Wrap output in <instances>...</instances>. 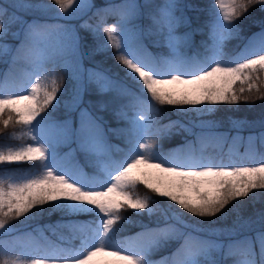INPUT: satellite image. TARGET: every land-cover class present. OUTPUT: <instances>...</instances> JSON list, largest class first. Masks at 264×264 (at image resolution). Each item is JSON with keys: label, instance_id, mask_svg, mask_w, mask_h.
I'll return each mask as SVG.
<instances>
[{"label": "snow or ice", "instance_id": "obj_1", "mask_svg": "<svg viewBox=\"0 0 264 264\" xmlns=\"http://www.w3.org/2000/svg\"><path fill=\"white\" fill-rule=\"evenodd\" d=\"M53 7L58 19H70L86 14L95 5L91 0H13L8 8H0V50L11 53L15 62L20 49L13 52L3 42L9 35H17L13 28L24 23V14L48 12ZM180 7L176 0H144L143 3L117 0L96 9L95 26L88 21L81 25L94 36H99L103 27L106 41L100 48L107 51L110 45L117 50L116 60L126 70V80L136 86V91L103 71L85 69L80 37L72 28L39 22L25 26L20 43L26 48H43L49 55L33 61L32 75L37 79L24 84L23 92L5 94L0 89V114L7 113V119H3L5 128L13 121L25 126L35 143L18 150L0 151V164L38 161L43 171L20 183L0 185V230L5 234L14 232L13 221L32 219L37 213L34 210H42L44 205L63 207L62 202H66L74 206L73 212L93 213L91 223H70L69 226L77 231L90 230L98 243L74 257L41 256L27 262L5 259L3 264H90L100 253L118 256L127 264H158L149 255L167 239H177L180 243L171 258H163L164 264H227L226 258L237 252L242 258L233 259L232 264H264V227L254 236L240 239L233 238L231 234L236 229H230L223 240L209 241L198 235L200 230L195 225L186 223L181 211L172 208L175 204L179 210L196 217L220 215L223 218L230 204L233 209L238 207L233 202L256 199L254 190L264 191V155L258 165L206 159L198 153L205 140L216 138L215 134L198 136L195 143L186 145L188 155L184 159H170L154 151L160 134L169 132L175 125L171 122L159 126L156 104L203 113L212 109L196 106L234 105L264 99V28L257 34L259 43L246 45L235 57L223 59L221 51L224 41L239 32L240 26L234 21L253 8L264 12V0H214L211 8L219 11L213 12L209 25L211 44H205L202 60L189 57L183 51L190 43L191 33L178 32L181 24L190 23L183 13L177 15ZM109 15L116 18L115 23L101 25V19ZM145 15L146 27L142 22ZM37 35L55 37L54 55L52 49L45 47L50 41H36ZM151 48L169 49V56L154 55ZM61 61L62 70L73 82L63 90L56 79L48 81L53 72L49 65ZM89 83H95L100 94L111 90L115 100H127L115 113L128 122L124 134L127 150L121 160L110 159L112 146L108 144L107 131L114 130L106 129L99 114L107 109V103L99 102L95 111L84 103ZM171 85L186 87H168ZM62 146L83 153L86 163L98 168L106 178L90 182L83 178L79 165L75 171L63 167L57 162L62 159L59 153ZM146 169L156 170L155 174ZM140 184L171 203L166 209H159L165 220L162 226L143 229L144 235L152 237L145 246L138 251L124 250L111 242L114 234L123 228V222H128L120 214L121 210L127 208L149 216L158 210L147 196L134 195ZM260 219L264 223V214ZM169 220L174 223H168ZM181 228H191V231L184 233ZM217 252H223L224 258L216 260Z\"/></svg>", "mask_w": 264, "mask_h": 264}, {"label": "trees", "instance_id": "obj_2", "mask_svg": "<svg viewBox=\"0 0 264 264\" xmlns=\"http://www.w3.org/2000/svg\"><path fill=\"white\" fill-rule=\"evenodd\" d=\"M93 7L87 14L78 20L58 19L55 17L56 8L53 7L48 12H33L24 14V23L13 28V32L19 31V35H9L7 39L10 43L9 47L16 51L20 49L15 62L11 58L7 64H2L4 58L9 54L0 56V89L5 94H14L23 92L24 84L29 80L32 82L37 77L32 75L34 68L33 61L39 59L49 53L43 48H26L20 43L23 39V30L27 24L39 22L47 25H65L73 29L80 37V54L83 58L82 63L85 69H94L103 71L108 77L115 78L128 84L126 78L122 76V65L116 60V49L108 46L105 51L100 45L106 41V34L103 33V27L100 29V35L94 36L91 31H86L81 25L84 21L95 26L97 24V16L94 15L97 8H104L109 3L117 2V0H92ZM35 2V0H34ZM141 1V3H143ZM153 2H161V0H153ZM181 6L177 11V15L183 13L190 23L188 25L181 24L179 33H191V40L187 47H184V53L196 60H202L205 55V44H211L209 40L210 27L213 21V12L219 9L211 8L214 0H176ZM227 2V1H226ZM13 0H0V8H8ZM194 5L198 7H186ZM147 12V10H145ZM114 16H107L101 19V25L105 23L111 26L115 23ZM145 27L148 24L147 15L143 18ZM235 24L240 26L238 34H234L230 39L224 41L221 51L224 54L223 59L235 57L238 53L245 49V46L252 43L258 44V36L261 29L264 28V12H260L258 8H253L246 16H242ZM139 27V21L137 23ZM36 41L48 39V45L55 44V37L35 36ZM46 45L45 47L49 48ZM54 51L52 53L54 55ZM150 51L154 55L169 56V49L151 48ZM62 61L52 63L49 68L53 70L52 75L48 76V81L56 79L60 84L61 90L65 87H71L73 82L69 80L66 71L62 70ZM5 65V69L4 68ZM133 91L136 86L128 84ZM59 96V93H58ZM115 93L108 91L100 94L95 83H89L87 92L84 97V103L90 105L95 111L99 102L107 103L108 107L103 113H99L104 121L107 131L108 144L112 146L110 152L111 160H121L124 158L127 150V143L124 138L125 130L128 122L119 118L115 113L122 104H126V99L119 101L114 99ZM148 98V97H146ZM207 107L211 111L197 113L196 111L182 113L177 110L176 106L159 105V126L169 125L175 122L174 127L167 133H162L156 140V149L161 155L168 158L184 159L188 155L186 145L190 142L195 143L198 136H208L215 134L216 138L206 139L203 147L200 148L198 154L203 155L206 159L215 162L236 163L243 165H251L259 163L260 157L264 155V99L255 100L252 103L241 102L239 104H217ZM129 115L131 112L129 111ZM0 151L18 150L21 147H27L35 142L27 134L25 126L10 122L5 128L3 119H7V113L0 114ZM261 126L262 129L257 131H242ZM259 133L261 135H259ZM60 153L73 154V157L60 154L61 160L57 161L63 167L75 171L77 165L82 168L84 179L101 180L102 175H98V168L86 163V157L83 153H72L62 147ZM108 161H105L107 163ZM39 162H17L0 164V185L6 186L8 183H20L26 178L40 174L43 169L38 167ZM256 199H240L234 204L238 205L233 209V205L228 206L227 215L221 218L220 215L211 218H200L179 210L175 204L172 208L181 211V214L188 225H195L200 231L199 236L207 240H223L229 234L228 230L236 229L232 233V237L240 239L245 236H254L255 233L264 227L261 222V214H264V191L254 190ZM134 195L140 197L147 196L150 201L154 202L157 212L149 216L148 214H137L130 209H122L121 215L128 218V222H123V228L114 234L113 239H119L127 248L140 250L145 246L147 241L152 238L143 234V229L155 228L165 223L159 209H166L171 203L165 198H161L153 193L146 186L137 185ZM37 211L32 219L20 218L12 222L16 231L0 237V264L5 259L13 261L27 262L33 257L47 256L57 258L58 256L70 253L72 249L86 239H95L94 234L90 230L77 231L69 226L70 223L87 224L94 220L91 211H81L75 214H68L64 209L57 208L54 205L47 204L42 210ZM31 215V214H28ZM169 215L171 213L169 212ZM168 223H174L169 220ZM181 231L187 233L191 228H181ZM139 234V235H138ZM180 241L177 239H167L162 241L160 246L153 249L149 255V259L158 264H164L163 258L170 257L178 248ZM133 246V247H132ZM238 254V255H237ZM235 256V257H234ZM228 259H241L239 252L235 253ZM179 257H177L178 259ZM214 258L221 260L224 258L223 252L215 253ZM232 261H227L232 264Z\"/></svg>", "mask_w": 264, "mask_h": 264}, {"label": "rangeland", "instance_id": "obj_3", "mask_svg": "<svg viewBox=\"0 0 264 264\" xmlns=\"http://www.w3.org/2000/svg\"><path fill=\"white\" fill-rule=\"evenodd\" d=\"M141 1H143V0H140V2ZM227 1V0H226ZM91 2H92V4H93V1L91 0ZM90 11V10H89ZM88 11V12H89ZM87 12V13H88ZM86 13V14H87ZM84 15L85 14H83V15H81V16H79V17H73V18H70V19H66V20H72V21H74V20H78V19H81L82 17H84ZM55 17H56V15H55ZM17 33V35H19V31H17L16 32ZM9 38V37H8ZM7 38V39H8ZM3 43H7L8 44V46H10L9 45V41L7 40V41H5V42H3ZM49 46V48L50 49H52V50H55V44H52V45H48ZM11 48H12V46H10ZM3 54H2V50H0V56H2ZM13 59V57H12V54H9L8 55V57L6 58H4V61L2 62V64H7L8 62H9V60L10 59ZM3 69V68H2ZM122 76L124 77V78H126V70L124 69V67H122ZM88 86V85H87ZM168 87H171V88H184V87H186V86H184V85H179V86H177V85H171V86H168ZM185 108H189V109H191L193 106H184ZM196 107H200V108H204V107H207V105H199V106H196ZM176 108H177V110H178V107L176 106ZM179 111V110H178ZM180 112H182V113H189V112H195V111H187V112H183V111H180ZM261 129H262V127L261 126H257V127H255V128H251V129H248V130H242V131H257V130H259V132L261 131ZM259 135H261L260 133H259ZM62 148L63 149H65V150H70L72 153H76V151L74 150V148L73 149H69L67 146H62ZM60 153V152H59ZM61 154V153H60ZM62 155H65V156H70V157H73V154H62ZM170 159H174V158H170ZM141 167H143V166H141ZM146 171H149V172H151V173H153V174H155V171L156 170H154V169H146ZM63 204H64V206L63 207H59V206H56L57 208H62V209H64V211H66L68 214H75V213H78V212H81V211H88V210H81V211H78V212H73L72 211V208L74 207V206H72V205H69V204H67L66 202H62ZM9 234V233H8ZM4 235H7V234H5V233H3V231L2 230H0V237L1 236H4ZM112 244L115 246V247H118V248H121V249H124V250H131V251H136V250H134V249H131V248H127L124 244H122V242H120L119 241V239H113V237H112ZM93 243H98L97 241H92V242H90V241H88V240H83V242L82 243H80V244H78L76 247H75V249H72L71 251H70V254H68V253H66V254H64V255H61V256H58L57 258H61V257H74V256H77V255H80L81 253H83L86 249H87V247L88 246H90L91 244H93ZM133 247V246H132ZM235 255V254H234ZM238 255V254H237ZM235 257V256H234ZM33 258H39V257H33ZM227 259V261H232L231 259H228V258H226ZM90 264H127V262L126 261H124V260H122V259H120L118 256H112V255H108L107 253H100V254H98L96 257H93V259H92V261H90ZM227 264H228V262H227Z\"/></svg>", "mask_w": 264, "mask_h": 264}]
</instances>
